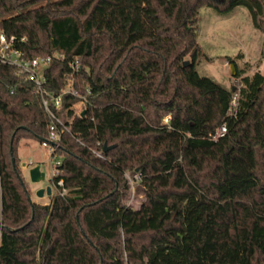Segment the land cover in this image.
<instances>
[{
  "label": "trees",
  "instance_id": "obj_1",
  "mask_svg": "<svg viewBox=\"0 0 264 264\" xmlns=\"http://www.w3.org/2000/svg\"><path fill=\"white\" fill-rule=\"evenodd\" d=\"M238 6L264 26V0H0L25 58L62 55L46 88L78 91L57 112L56 192L33 202L17 145L49 137L50 118L0 62V264H264V74L233 90L197 70L201 9Z\"/></svg>",
  "mask_w": 264,
  "mask_h": 264
},
{
  "label": "rangeland",
  "instance_id": "obj_2",
  "mask_svg": "<svg viewBox=\"0 0 264 264\" xmlns=\"http://www.w3.org/2000/svg\"><path fill=\"white\" fill-rule=\"evenodd\" d=\"M198 43L202 49L197 64V70L201 75L211 77L226 87L234 90L241 86V79L237 77L239 72L251 75L255 71L264 74V26L258 28L254 25L247 7L238 6L228 14H220L209 7L201 9L198 25ZM233 58L235 62H230ZM235 104V100L233 102ZM76 109L81 106L76 104ZM17 157L20 169L24 171L25 180L28 183L30 198L33 202H45L50 200L46 192L43 197L37 195V191L51 185L53 192L56 187L52 183L54 160L49 148L43 146L40 141L29 140L27 143L21 139L17 145ZM39 165L45 173V178L38 182H32L28 175L30 163ZM24 165L27 167L24 168ZM24 175V174H23ZM132 186L128 204L139 207L144 198V192L138 190L139 174L127 173ZM38 200V201H37ZM42 204V203H40Z\"/></svg>",
  "mask_w": 264,
  "mask_h": 264
},
{
  "label": "built area",
  "instance_id": "obj_3",
  "mask_svg": "<svg viewBox=\"0 0 264 264\" xmlns=\"http://www.w3.org/2000/svg\"><path fill=\"white\" fill-rule=\"evenodd\" d=\"M15 37H7L4 33L0 32V62L8 65H13L18 67L22 72L25 73V77L28 81L32 82L39 93L44 109L46 110L49 118V137L41 141V144L49 148L50 153L53 154L56 148L59 146V140L62 132L69 131L68 125L58 116L57 112L62 107V95L65 93H71L73 95H78V91L72 87V79H69L68 86L59 95H53L46 88V78L44 76L45 69L49 66L53 58H60L62 55L59 53H54L47 56H35L33 58H25L23 51L14 47ZM72 71L76 72L81 68L78 59L71 62ZM89 92V91H88ZM86 99L82 97L79 105L83 104ZM170 116L166 117V121ZM226 132V126L222 125L216 135L215 139L223 136ZM54 143V144H52ZM97 156L102 157L101 152L93 150ZM32 165V161L30 163ZM61 164V159L54 160L52 165L54 166L53 176H58L61 173L59 165ZM140 177V176H139ZM59 185L63 184L60 180Z\"/></svg>",
  "mask_w": 264,
  "mask_h": 264
},
{
  "label": "water",
  "instance_id": "obj_4",
  "mask_svg": "<svg viewBox=\"0 0 264 264\" xmlns=\"http://www.w3.org/2000/svg\"><path fill=\"white\" fill-rule=\"evenodd\" d=\"M190 64V61H185L184 62V65L187 66ZM234 90V89H233ZM83 114V113H82ZM54 144V143H52ZM111 146H105V150L109 149ZM12 162L13 164L15 163V159L14 157L12 158ZM26 166L24 165V168ZM27 168V167H26ZM28 175L30 177V180L32 182H38L40 180H43L45 178V173L41 170L40 166L39 165H36V166H33V167H29L28 168ZM47 193L48 195H51L52 194V186L49 185L47 186L46 188H42L40 190L37 191V195L39 197H43L44 196V193Z\"/></svg>",
  "mask_w": 264,
  "mask_h": 264
},
{
  "label": "crops",
  "instance_id": "obj_5",
  "mask_svg": "<svg viewBox=\"0 0 264 264\" xmlns=\"http://www.w3.org/2000/svg\"><path fill=\"white\" fill-rule=\"evenodd\" d=\"M27 142H28V141H26V143H27ZM33 166H36V165H34V163L32 162V167H33ZM40 168H41V167H40ZM22 172H23V174H24V176H25L26 174L24 173L23 170H22ZM52 194H54L53 189H52ZM52 194H51V195H52ZM51 195H50V196H51ZM37 201H38V200H37ZM49 201H50V200H49ZM49 201L40 202V203H42V204H47V203H49ZM37 203H39V202H37Z\"/></svg>",
  "mask_w": 264,
  "mask_h": 264
}]
</instances>
